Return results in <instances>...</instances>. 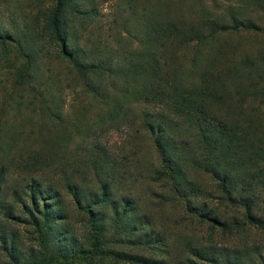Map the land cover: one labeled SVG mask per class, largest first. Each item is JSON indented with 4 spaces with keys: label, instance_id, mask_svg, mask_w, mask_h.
<instances>
[{
    "label": "rangeland",
    "instance_id": "rangeland-1",
    "mask_svg": "<svg viewBox=\"0 0 264 264\" xmlns=\"http://www.w3.org/2000/svg\"><path fill=\"white\" fill-rule=\"evenodd\" d=\"M83 3L88 14L77 18L72 29L87 51L109 56L115 63L121 60L125 50L141 46L144 24L150 20L191 26L224 19L231 28L216 34L208 47L201 48L202 60L215 59L217 67L245 53L264 49V2L83 0ZM50 5L49 0H0V24L36 37ZM230 11L253 21V28H232ZM39 35L36 41L41 52L36 78L28 84L19 83L14 75L22 60L18 50L9 44L0 48V54L7 57L0 56V202L14 206L13 216H6L0 203V236L14 239L11 249L9 241L4 243L0 238V264H129L116 252L163 261L158 264H192V261L209 264L195 251L202 249L215 253L227 249L228 254L247 252L254 264H264V227L245 221L244 207L228 202L218 180L210 173L188 167L190 178L200 189L195 199L204 203L206 211L217 215L224 225L205 215L198 216L163 180L155 179L154 171L159 168L160 160L142 126L143 111L151 110L152 106L142 101L132 103L125 121L108 122L104 106L85 89L82 78L61 53L59 44L52 42L48 34ZM212 49L207 56L206 52ZM196 50L194 42L165 44L159 49L160 64H165L166 71H182L188 80L195 79ZM112 81L118 86L123 84L121 77L106 74L102 85L109 86ZM259 102L246 101L243 115H251L253 106L264 111V101ZM259 116L264 118V112ZM96 146L106 152L115 167L111 179L114 196L132 199L135 212L146 217L150 222L148 229L160 235V242L153 246L135 245L118 240V233L109 232L110 241L102 251L92 247L93 231L88 215L77 205L66 183L67 179H74L86 184L85 188L99 189L98 179L87 164L88 153ZM35 182L44 189L58 191L60 208L66 213L63 225L88 249L82 257L45 260L40 235L30 223L32 218L23 211L26 207L34 208L30 193L39 187ZM258 189L260 198L255 212L263 215L264 194ZM49 197H39L38 206L49 202ZM105 209L111 213L110 206ZM258 253L263 255L262 260Z\"/></svg>",
    "mask_w": 264,
    "mask_h": 264
},
{
    "label": "trees",
    "instance_id": "trees-1",
    "mask_svg": "<svg viewBox=\"0 0 264 264\" xmlns=\"http://www.w3.org/2000/svg\"><path fill=\"white\" fill-rule=\"evenodd\" d=\"M49 1L52 5L46 8L36 37L11 31L0 24V48L12 45L22 59L14 73L17 81L28 84L36 78L41 52L36 38L41 33L48 34L82 78L85 89L104 106L108 122L125 121L132 103L142 101L152 106L151 110L143 111L142 126L160 160L154 177L163 180L176 197L184 199L188 209L224 225L217 215L206 211L204 203L195 199L200 189L190 178L188 167H192L208 172L218 180L225 199L244 207L245 221L264 227V214L255 212L260 198L257 195L259 187L264 194V118L259 116L264 111H260V106H253L251 115H243L246 101H264V49L245 53L229 64L217 67L215 59L202 60L201 48L208 47L216 34L231 28L224 19L191 26L150 20L144 24L141 46L125 50L121 60L115 63L109 56L87 51L72 29L77 18L88 14L83 0ZM262 2L264 0H253L255 4ZM229 16L232 28L251 29L255 24L233 11ZM192 42L197 47L193 58L196 78L188 80L182 71H166L165 64H160L161 46ZM211 51L213 49L206 52L207 56ZM3 54L0 56L7 58ZM106 74L121 77L123 84L118 86L112 81L109 86L102 85ZM234 110H237L236 115ZM87 164L98 179L99 189L85 188L86 184L74 179H67L66 186L77 205L88 215L93 231L92 247L102 251L110 241L107 238L109 232H116L118 240L135 245L153 246L160 242V235L154 229H148L150 222L146 217L135 212L133 200L114 196L111 179L115 167L106 152L97 146L91 149ZM35 184L39 187L30 193L34 208L26 207L23 211L32 218L30 223L43 242L46 256L43 258L82 257L88 249L63 225L66 213L60 208L58 191L44 189L38 182ZM45 195L50 196V201L39 207L37 201ZM0 203L5 215L13 216L14 206ZM106 206H110L111 213L106 211ZM0 238L4 243L9 241L11 249L14 248L12 236L2 234ZM225 250L216 253L204 249L195 251L209 264H254L252 255L247 252L228 254ZM11 254L14 256V252ZM116 254L129 264L163 263L141 254ZM258 256L262 260L263 255L258 253Z\"/></svg>",
    "mask_w": 264,
    "mask_h": 264
}]
</instances>
